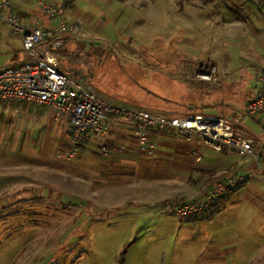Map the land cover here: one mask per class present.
<instances>
[{
  "label": "rangeland",
  "instance_id": "374dc122",
  "mask_svg": "<svg viewBox=\"0 0 264 264\" xmlns=\"http://www.w3.org/2000/svg\"><path fill=\"white\" fill-rule=\"evenodd\" d=\"M66 1L67 19L83 26L67 42L75 43L67 47L73 61L65 55L61 65L109 100L167 116L229 115L264 61L259 0ZM188 56L198 60L182 59ZM208 57L217 65L215 82L195 74ZM221 60L229 61L226 72ZM222 82L237 87L220 91ZM41 123L12 124L5 141L16 128L20 151L0 147V264H264V175L250 178L260 193L239 207L212 210V217L179 219L152 195L145 197L148 212L133 214L142 203L134 191L148 178L93 176L97 166L76 160L79 152L72 160L58 157L69 148L67 125L60 124V134ZM258 170L263 174L260 162Z\"/></svg>",
  "mask_w": 264,
  "mask_h": 264
},
{
  "label": "built area",
  "instance_id": "2783aa9c",
  "mask_svg": "<svg viewBox=\"0 0 264 264\" xmlns=\"http://www.w3.org/2000/svg\"><path fill=\"white\" fill-rule=\"evenodd\" d=\"M31 1L40 10L32 20L20 18L13 10L20 2ZM66 0H0V20L12 34L21 38L24 59L0 69V102H29L48 107L57 118L67 119L69 148L58 154L72 160L87 141H102L108 135L114 117L128 119L141 148L152 153L148 138L151 130H175L195 134L216 150L235 151L247 156L259 167L264 158V143L243 136L245 121L264 112V73L257 77V91L248 98L243 111L234 115L193 113L167 116L161 112L116 102L102 97L79 71L64 68L61 58L70 38L81 36L83 21L67 19ZM67 54V60L70 59ZM73 60H71L72 62ZM216 65L206 62L195 71L196 77L215 82ZM106 153V149L102 147ZM257 169L246 168L222 175L201 199L184 203H167L161 211L179 219H187L207 211L218 198L227 197L232 189L250 178L263 179Z\"/></svg>",
  "mask_w": 264,
  "mask_h": 264
},
{
  "label": "crops",
  "instance_id": "0c3cea01",
  "mask_svg": "<svg viewBox=\"0 0 264 264\" xmlns=\"http://www.w3.org/2000/svg\"><path fill=\"white\" fill-rule=\"evenodd\" d=\"M13 10L22 19L32 20L35 16H40L44 19L40 14V10L31 1L20 2L14 6ZM65 14L68 17L71 16L66 10ZM73 46H75V43H67V47L71 48ZM24 55L21 38L12 34L8 25L0 20V69L4 66L22 61ZM182 59L189 61L198 60H193L189 56L182 57ZM201 62H211L216 65L215 61L209 57L201 60ZM218 65L222 72H226V68L229 67V61L221 60ZM262 73H264V61L259 65L252 85L245 87L241 107L229 115L243 111L248 98L256 93V80ZM222 83L223 86L220 91H229L227 88L230 86L234 89L237 87L232 86L230 82ZM12 103L14 105L17 103V105L12 106ZM12 103L0 102V147L3 148L4 154L7 153L6 148H12L14 151L16 148L19 151L21 149L20 133H17L16 128L15 132H13L14 134L10 137V141L7 143L5 141L6 131L13 125L22 126V124L27 122L31 127L34 121L38 120L42 122L41 124L44 130H52L55 128L54 130L61 134L60 124L62 125L63 123L70 130L67 119L64 117H55L46 106H40L45 109L43 113H26L30 109L29 107L38 105L29 102ZM25 113L26 118L25 116L23 117ZM210 115L223 116L228 114L214 113ZM239 131L243 136L253 138L255 142L260 141L264 143V112L248 118L245 121L244 127L240 128ZM148 141L152 146L151 154L143 150L134 137L131 122L126 118L114 117L106 138L102 141L85 142L76 158V160L82 159L87 163H93V165L97 166L98 169L96 168L91 171L92 175L97 178L111 177V175H115V179H120L119 177L130 178L131 176L134 178H148V180L143 179L146 181L145 186H142L143 188L134 191L136 194L142 192L138 197L142 203H138L135 206L137 208L134 209V212H131L133 214H144L148 212L144 209V202H147L149 198L145 197L151 195L155 196L154 198L158 197L154 199L157 200L154 202L160 206L166 202L184 203L198 200L206 194L209 188L222 175L233 171H242L254 166L253 161L249 157L241 156L235 151L216 150L211 144L205 142L203 138L195 134L186 135L177 133L172 129L165 131L151 130ZM102 147L107 150L106 153L102 152ZM230 153H235L241 158L239 160H230ZM260 165L264 175V158L260 161ZM4 178L1 175V189L7 186L5 185V180H3ZM69 178L72 179L73 177L70 176ZM256 183L257 181L254 179L239 183L232 189L230 196L218 198L205 211L207 214L205 212L204 214L212 217V210H221V208L228 210L229 207H239L245 199H250L248 198L250 195L255 196L260 193V188ZM121 190L115 191V194L127 196L129 191L124 192ZM81 193L84 194L82 191ZM53 194L54 191L48 189L46 195L52 196ZM224 202L228 206L223 208ZM196 217L190 219H195Z\"/></svg>",
  "mask_w": 264,
  "mask_h": 264
},
{
  "label": "trees",
  "instance_id": "16d2710c",
  "mask_svg": "<svg viewBox=\"0 0 264 264\" xmlns=\"http://www.w3.org/2000/svg\"><path fill=\"white\" fill-rule=\"evenodd\" d=\"M260 2H264V0H259ZM67 53H69V51H68V48H67V46H66V49H65V51L63 52V54L64 55H67ZM61 59H63V57L61 58ZM134 105V104H133ZM137 106H139V105H137ZM231 194V193H230ZM230 194H229V196H230Z\"/></svg>",
  "mask_w": 264,
  "mask_h": 264
}]
</instances>
